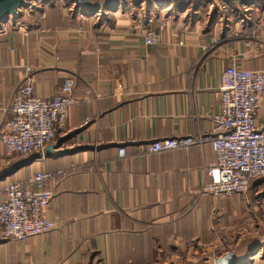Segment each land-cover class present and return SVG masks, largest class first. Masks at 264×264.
I'll use <instances>...</instances> for the list:
<instances>
[{"label": "crops", "instance_id": "0c3cea01", "mask_svg": "<svg viewBox=\"0 0 264 264\" xmlns=\"http://www.w3.org/2000/svg\"><path fill=\"white\" fill-rule=\"evenodd\" d=\"M257 1L25 0L0 23V191L37 171L64 172L49 183L44 213L56 229L0 241V264H264V180L216 198L201 192L211 145L143 152L212 135L233 62L264 72ZM148 31L158 45L145 44ZM26 69L36 97L54 98L67 79L74 97H100L68 110L44 159L7 156L1 143ZM256 125L264 129V95Z\"/></svg>", "mask_w": 264, "mask_h": 264}, {"label": "built area", "instance_id": "2783aa9c", "mask_svg": "<svg viewBox=\"0 0 264 264\" xmlns=\"http://www.w3.org/2000/svg\"><path fill=\"white\" fill-rule=\"evenodd\" d=\"M257 5L264 6V0H258ZM159 43V35L152 31L146 33L147 46ZM31 73V69H26L25 80L5 109L1 143L7 156L37 153L44 159L56 130L67 125L68 110L100 97L90 93L83 99L74 97L73 79L64 81L52 99L36 97ZM263 95L264 72L239 69L233 62L221 77V105L220 112L212 117L213 134L154 141L143 152L160 154L209 144L215 160L206 168L210 181L201 192L216 198L244 196L253 181L264 180V129L256 125ZM118 156L126 157L124 148L119 149ZM56 176L63 177L64 172L37 171L28 180L8 184L0 191V241L25 242L56 229V224L44 217L55 198L49 183Z\"/></svg>", "mask_w": 264, "mask_h": 264}, {"label": "water", "instance_id": "95a60500", "mask_svg": "<svg viewBox=\"0 0 264 264\" xmlns=\"http://www.w3.org/2000/svg\"><path fill=\"white\" fill-rule=\"evenodd\" d=\"M25 0H0V23L8 16L22 9Z\"/></svg>", "mask_w": 264, "mask_h": 264}, {"label": "rangeland", "instance_id": "374dc122", "mask_svg": "<svg viewBox=\"0 0 264 264\" xmlns=\"http://www.w3.org/2000/svg\"><path fill=\"white\" fill-rule=\"evenodd\" d=\"M129 1V0H128ZM184 2H185V0H184ZM248 192V191H247ZM234 197H238V196H234ZM225 199H228V198H225Z\"/></svg>", "mask_w": 264, "mask_h": 264}]
</instances>
